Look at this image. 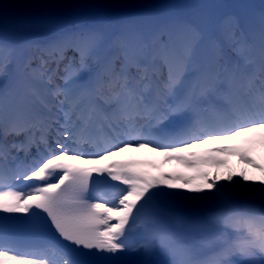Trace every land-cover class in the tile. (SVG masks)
<instances>
[{
	"label": "snow or ice",
	"instance_id": "1",
	"mask_svg": "<svg viewBox=\"0 0 264 264\" xmlns=\"http://www.w3.org/2000/svg\"><path fill=\"white\" fill-rule=\"evenodd\" d=\"M227 20L235 34L240 27L238 18L229 17ZM155 39L159 46L152 52L153 62L159 60L167 67V88L174 92L183 83L187 68L204 40V34L193 26L186 27L185 36L179 47L169 34L160 33ZM210 43L214 46V42ZM243 47L247 52L250 47L247 40L243 41ZM10 55L6 47L0 45V75L6 73ZM59 55L60 49L57 46L49 54V59L55 62ZM260 58L264 72V16ZM48 62L43 60L38 69L33 70L38 78L44 79L49 76ZM139 67L145 72L146 79L147 65ZM209 91L207 87L200 88L199 97L206 96ZM259 100L260 108L255 113L241 114L237 110L235 120L230 123L221 120L209 124L195 107L197 92L194 91L174 105H169L159 112L152 109L148 113L156 123L169 116L189 113L190 123L178 136L166 139L134 137L121 140L117 135L114 141L94 153L97 159L91 161L82 159L86 155L84 152L69 148L57 140L56 148L59 151L50 146L46 147V155L34 160L15 176L16 180H34L38 183L33 184L28 190H0V213L27 214L32 217L37 215L34 209L46 213L55 231L64 241L69 242V245L61 244L58 248L51 249L64 257L63 264H117L116 255L124 251L137 257L134 264H197L192 260L178 259L176 249H170L162 244L158 222L153 221L151 225L146 226L138 243H129L131 230L127 229V226L134 212H138L154 197L175 194L153 192V189H186L192 193H210L197 197L198 202L209 211L215 208L229 210L232 220L230 227L238 233L234 240L221 238L223 248L220 253V264H236L234 257H239L242 264H264V211L241 210L235 204L239 197L259 198L264 201V179L249 182L250 178L244 171L235 173L229 171L223 175L219 172L220 168L227 165V157L230 156H237L240 162L252 168L264 169V165L257 163L252 156L257 145H264V86L261 88ZM68 118L66 114L65 119ZM14 131L19 134V130ZM63 136L68 137L70 133L65 130ZM141 140L143 142H140ZM74 142L79 143V140ZM39 143L46 145V137L41 136ZM210 144L216 146L210 147ZM149 147L163 158V163L176 161L192 174L164 173L158 170L159 166L156 164L151 165V168L157 169L153 172L134 161L101 163L109 156L126 149ZM0 157L6 159L2 150ZM89 164L91 166H86ZM213 168L217 171H210ZM93 173L98 175L107 173L112 181H119L127 187L120 189L113 199L107 198L104 194L99 195L97 200L102 202L88 204L86 211L81 214L70 215L63 211L62 186L75 182V195L78 200L84 202ZM4 180L3 173H0V189L10 187ZM221 181L228 183L224 184ZM241 181L245 182L244 192L240 191ZM257 183L259 186H254ZM242 229L243 234L240 235ZM93 249L96 250L95 253L91 251ZM157 252L165 259H156ZM258 254L259 260L256 259ZM0 264H51V262L47 259L45 250L18 251L14 245L7 242L6 234L0 229Z\"/></svg>",
	"mask_w": 264,
	"mask_h": 264
},
{
	"label": "rangeland",
	"instance_id": "2",
	"mask_svg": "<svg viewBox=\"0 0 264 264\" xmlns=\"http://www.w3.org/2000/svg\"><path fill=\"white\" fill-rule=\"evenodd\" d=\"M124 1L128 4H137L138 2L143 1V0H124ZM145 1L151 2V1H155V0H145ZM4 4H7V3H4ZM51 4L52 3H50L48 0H19L18 4L16 3V5L22 7L26 10H32V9L37 8L38 6H41V8L43 10H51L52 9ZM225 5H226L228 12H230L231 14L237 15L238 10H242V8H243V0H226ZM181 10L185 11V8L183 9L181 7ZM263 10H264V0H263V3H261V11H263ZM8 12L11 14L14 13L13 11H10V10ZM173 12L176 13V12H178V10L174 9ZM216 12H217V9L214 6V2L212 0H194V7L189 11V14H192L194 16L200 15L202 19H206L209 22H211L214 19ZM153 13H154L153 15L155 16V18H157L158 13H156V12H153ZM172 19H173V17H172ZM260 20L262 22V16H261ZM0 23L6 24V19L1 18ZM60 23H61L60 19L52 18L48 22H46L44 25L45 26H54V25H58ZM37 25H38V22L31 20V21H26L24 24L18 25V27H31V26H37ZM261 25H262V23H261ZM38 27H40V26H38ZM130 32L133 33V28ZM227 33H228L229 41H233V43H230V46H232L235 49L240 48L241 47L240 40L236 42V40L238 38H235L236 34H233L231 28L228 29ZM259 41L261 44V38L260 37H259ZM213 55L215 56L216 61H220L219 54H217L216 51L213 52ZM220 67H221V62H219V68ZM261 150H264V145H257L255 147V149L253 150L252 155L258 153ZM227 161H228L227 165L219 169V172L221 175L226 174L227 171L229 170V165L231 162V156L227 157ZM238 168L240 171H244L249 177L251 175H253L255 173V170H256V168H252L251 166H249L245 163H242V162H240ZM210 171L215 172L217 170L215 168H213V169H210ZM241 183H244V181H241ZM187 192L190 196V199L194 200V203L196 204L197 207L202 206L198 202L197 197H199L201 195H210V193L198 194V193H192L189 191H187Z\"/></svg>",
	"mask_w": 264,
	"mask_h": 264
},
{
	"label": "bare ground",
	"instance_id": "3",
	"mask_svg": "<svg viewBox=\"0 0 264 264\" xmlns=\"http://www.w3.org/2000/svg\"><path fill=\"white\" fill-rule=\"evenodd\" d=\"M163 2H164V0H159L158 2H156V4H163ZM157 5H155V7H156ZM88 9V8H87ZM86 9V10H87ZM85 14H86V11H85ZM83 15V13H80V16H82ZM8 18H10V16L7 14L6 15ZM88 39L86 38L85 39V41H87ZM84 47V46H83ZM54 68V67H53ZM33 70H35V69H31L30 71H29V75H35V73H34V71ZM110 86H118V82L116 81V80H112L111 82H110ZM68 145H70V143H68ZM142 151V149H139L138 150V152L140 153ZM127 154V151H123L122 153H121V155H126ZM261 165H264V158L263 157H261V161L259 162ZM238 164V160H236V159H233L232 160V162L230 163V165H229V170L227 171V172H229V171H231L232 172V169L234 168V166L235 165H237ZM250 181L249 182H259L261 179H264V169H261V171H258V170H255V173L253 174V175H251L250 177ZM222 183H224V184H227L228 182H226V181H221ZM245 184V182L244 183H241V189H240V191L241 192H244V191H246V189L243 187V185ZM254 186H259L258 185V183L257 184H255ZM251 200H253V199H258L259 201H260V203L258 204V206H257V210H264V206L262 205V202H261V200L259 199V198H250Z\"/></svg>",
	"mask_w": 264,
	"mask_h": 264
}]
</instances>
